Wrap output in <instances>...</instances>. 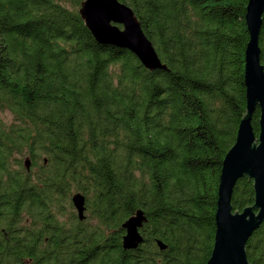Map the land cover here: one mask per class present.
<instances>
[{
  "label": "trees",
  "instance_id": "1",
  "mask_svg": "<svg viewBox=\"0 0 264 264\" xmlns=\"http://www.w3.org/2000/svg\"><path fill=\"white\" fill-rule=\"evenodd\" d=\"M80 1L0 0V264H205L244 112L247 0H118L165 67L152 71L97 44ZM257 44L264 72V5ZM257 121L255 107V136ZM252 197L238 178L232 210ZM136 210L142 241L124 250L120 224ZM244 249L264 264V221Z\"/></svg>",
  "mask_w": 264,
  "mask_h": 264
},
{
  "label": "water",
  "instance_id": "2",
  "mask_svg": "<svg viewBox=\"0 0 264 264\" xmlns=\"http://www.w3.org/2000/svg\"><path fill=\"white\" fill-rule=\"evenodd\" d=\"M264 0H247L244 22L247 41L243 56L244 112L240 117L233 143L224 153L218 176L214 235L205 264H249L245 243L264 221V72L259 62L258 34ZM77 14L85 29L97 44L123 48L132 53L148 71L165 68L150 41L143 34L131 9L118 0H82ZM258 108V133L251 127V115ZM43 162L45 160L43 159ZM31 161L22 158V167L29 171ZM246 176L251 180L252 203L240 211L232 210L230 198L236 180ZM71 204L78 220L83 219L84 196L73 193ZM145 222L141 210H136L121 224V248L134 249L142 241L139 229ZM160 250L164 245L157 240Z\"/></svg>",
  "mask_w": 264,
  "mask_h": 264
},
{
  "label": "rangeland",
  "instance_id": "3",
  "mask_svg": "<svg viewBox=\"0 0 264 264\" xmlns=\"http://www.w3.org/2000/svg\"><path fill=\"white\" fill-rule=\"evenodd\" d=\"M0 117L2 118V120L4 122H7L8 121V118H9V115L6 114V113H0Z\"/></svg>",
  "mask_w": 264,
  "mask_h": 264
},
{
  "label": "flooded vegetation",
  "instance_id": "4",
  "mask_svg": "<svg viewBox=\"0 0 264 264\" xmlns=\"http://www.w3.org/2000/svg\"><path fill=\"white\" fill-rule=\"evenodd\" d=\"M84 202H85V199H84ZM70 203H71V201H70ZM72 205V204H71ZM73 207V206H72ZM85 207V206H84ZM74 209V208H73Z\"/></svg>",
  "mask_w": 264,
  "mask_h": 264
}]
</instances>
